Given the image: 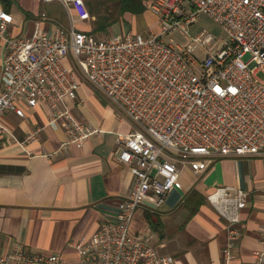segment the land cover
Instances as JSON below:
<instances>
[{
  "label": "built area",
  "instance_id": "2783aa9c",
  "mask_svg": "<svg viewBox=\"0 0 264 264\" xmlns=\"http://www.w3.org/2000/svg\"><path fill=\"white\" fill-rule=\"evenodd\" d=\"M42 1L61 4L68 30H47L37 20L30 36L12 39L7 29L13 18L0 11L5 43L0 116L24 117L25 106L45 104L51 124L63 120V150L81 148L100 133L60 106L76 98L80 84L65 64L71 59L84 79L136 126L117 138L115 150L135 176L134 188L118 204L113 220L74 245L79 264H174L172 256L158 254L151 236L130 233L133 217L141 206L160 208L171 191L182 188L177 163L201 175L217 158L264 157V0H154L148 11L158 20L155 31L104 40L78 29V23L93 19L83 0ZM201 14L224 30V40L205 29L189 35ZM174 32L183 43L166 40ZM207 201L227 222L225 264H239L233 263V252L248 193L218 187ZM262 243L251 264H264V231ZM10 262L65 264L58 255L32 254L20 246L0 257V264Z\"/></svg>",
  "mask_w": 264,
  "mask_h": 264
},
{
  "label": "crops",
  "instance_id": "0c3cea01",
  "mask_svg": "<svg viewBox=\"0 0 264 264\" xmlns=\"http://www.w3.org/2000/svg\"><path fill=\"white\" fill-rule=\"evenodd\" d=\"M0 11L13 18L7 29L12 39L30 36L37 20L47 30L69 29L59 2L0 0ZM140 18L149 26L152 19L158 22L150 11L125 16L134 25ZM4 57L0 38V85ZM78 80L76 98H66L60 106L77 121L101 130L81 148L62 149L67 141L63 120L51 124L45 104L25 106L24 117L0 116V257L20 246L28 253L55 254L65 264H79L74 245L113 220L118 204L134 188L135 176L115 150L117 138L136 130L135 124L89 82ZM177 165L182 188L171 191L156 210L139 207L130 233L151 236L158 254L172 256L174 264H225L227 222L207 196L218 187H231L248 193L233 263H253L263 248L264 157L217 158L201 175L188 164Z\"/></svg>",
  "mask_w": 264,
  "mask_h": 264
},
{
  "label": "rangeland",
  "instance_id": "374dc122",
  "mask_svg": "<svg viewBox=\"0 0 264 264\" xmlns=\"http://www.w3.org/2000/svg\"><path fill=\"white\" fill-rule=\"evenodd\" d=\"M89 11V10H88ZM93 19H91L90 21L84 22V23H80V25L78 26L81 29L84 30H91L93 28V24H92ZM152 28H151V27ZM150 26L149 23L145 20V19H138L137 23L134 25V23H130L128 19H125L124 22H119L117 24H115L109 32L108 36H95L93 35L96 39L99 40H104L109 36H121L125 33H128L129 31L133 30L136 32H145L146 35L149 34L150 32H153L157 29V24L155 20H151L150 21ZM78 28V29H79ZM206 30L209 33H212L217 40L222 41L226 38V33L224 32V30L216 23L214 22V20L212 18H210L208 15L206 14H201L198 19L197 22L192 24L189 27V35L190 36H196L198 35L202 30ZM169 38H173L174 41L176 43H183L184 42V37L182 35H180L178 32H174L172 33L170 36L166 37V40H169ZM198 58L202 59V56L197 55ZM249 57H246L245 60H247ZM65 64L74 71L75 75L80 77V79L84 82H86L87 84H89L84 77L80 74L79 70L75 67L74 63L72 62L71 59H66L65 60ZM90 87H92L93 89H96L93 85L89 84ZM98 91V89H96ZM99 93H101L100 91H98ZM112 104V103H111ZM118 109V108H117ZM120 110L123 114H125L120 108L118 109Z\"/></svg>",
  "mask_w": 264,
  "mask_h": 264
},
{
  "label": "trees",
  "instance_id": "16d2710c",
  "mask_svg": "<svg viewBox=\"0 0 264 264\" xmlns=\"http://www.w3.org/2000/svg\"><path fill=\"white\" fill-rule=\"evenodd\" d=\"M93 18V28L85 30L87 34L108 36L110 29L119 22H124L125 16L141 15L148 11L154 0H83Z\"/></svg>",
  "mask_w": 264,
  "mask_h": 264
}]
</instances>
